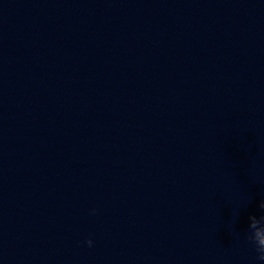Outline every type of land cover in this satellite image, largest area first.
<instances>
[{
	"label": "water",
	"instance_id": "95a60500",
	"mask_svg": "<svg viewBox=\"0 0 264 264\" xmlns=\"http://www.w3.org/2000/svg\"><path fill=\"white\" fill-rule=\"evenodd\" d=\"M256 244L264 0H0V264H264Z\"/></svg>",
	"mask_w": 264,
	"mask_h": 264
},
{
	"label": "clouds",
	"instance_id": "9594fccd",
	"mask_svg": "<svg viewBox=\"0 0 264 264\" xmlns=\"http://www.w3.org/2000/svg\"><path fill=\"white\" fill-rule=\"evenodd\" d=\"M95 211H96L95 208L90 209V213H92V214H94ZM85 243H86L89 247H91V246L93 245V240H92L91 238L86 239ZM255 243H256V242H255ZM256 246H257V244H256ZM257 252H258V254H259V255H258V259H259L260 261H264V249H261V248H259V247L257 246Z\"/></svg>",
	"mask_w": 264,
	"mask_h": 264
}]
</instances>
